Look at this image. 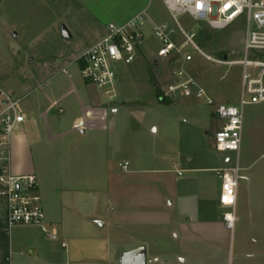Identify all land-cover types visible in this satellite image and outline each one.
I'll list each match as a JSON object with an SVG mask.
<instances>
[{
  "label": "crops",
  "instance_id": "0c3cea01",
  "mask_svg": "<svg viewBox=\"0 0 264 264\" xmlns=\"http://www.w3.org/2000/svg\"><path fill=\"white\" fill-rule=\"evenodd\" d=\"M145 2L122 15L117 11L97 38L109 23L149 12ZM149 16L170 22L169 14L168 19ZM157 51L155 65L162 60ZM58 65L45 63L22 80L4 76L16 81L7 90L21 99L12 172L36 176L46 221L58 233L51 240L38 227H14L7 242L9 264H120L135 251L146 254L147 264H264V183L243 169L245 183L238 186L235 223L229 228L216 170L230 166L231 157L194 132L202 120L153 124L150 130L159 136L146 139L142 118L136 119L137 128H123L115 119L108 124L109 108L117 114L130 103L104 99L101 88L83 78L81 66ZM60 74L64 79L58 81ZM122 83L118 70L117 97ZM66 156L74 159L72 166L60 161Z\"/></svg>",
  "mask_w": 264,
  "mask_h": 264
},
{
  "label": "rangeland",
  "instance_id": "374dc122",
  "mask_svg": "<svg viewBox=\"0 0 264 264\" xmlns=\"http://www.w3.org/2000/svg\"><path fill=\"white\" fill-rule=\"evenodd\" d=\"M145 1L149 6L150 15L158 19H168L161 0ZM138 2L139 0H0V85L7 89L16 81L11 78L7 80L4 76L14 75L18 80H22L28 72L38 73L45 63L52 65L59 62L61 64L57 66L59 69L63 65L71 66V69L79 68L80 64L75 63V60L98 39L100 30L110 17L116 16L117 11L133 10ZM180 22L198 33L197 44L214 58L223 59L224 54H227L228 60L243 57L242 38L245 28L241 20L222 31H210L206 27L198 26L200 23L196 24L187 16H181ZM62 25L67 27L71 38L63 37ZM152 28L151 25L144 28L145 37L140 46V56L131 64L119 67V74L123 80L122 93L112 102L117 103L124 99L131 105L117 114L109 108L108 124L115 119L123 128L127 125L137 128L136 119L142 118L144 124L141 133L146 139L151 140L159 136L150 130L153 124L161 125L172 119H199L203 121L202 126L193 130L205 135L212 148L214 134L221 126V120L213 117L211 113L213 109L202 101L196 99L175 101L164 97L162 90L171 80L170 66L168 62L162 60H159L157 65L151 62L160 47ZM13 32H16L15 36L12 35ZM205 37L209 38L208 42H205ZM223 50L225 53L221 52ZM190 52L193 54V61L189 65V70L198 81L216 100L238 105L241 66L214 63L193 50ZM55 79L60 81L64 78L60 74ZM105 90L98 89L102 97L109 100ZM160 102L176 104L164 107L159 106ZM187 108L192 110V114H188ZM133 111L143 113L139 117L131 114ZM252 120L256 122L247 131L248 122ZM224 155L235 160V153L228 152ZM73 160L67 156L60 159L63 165L71 166ZM240 167V186L245 183L243 169L246 167L256 174L255 181L264 183V104L247 105L244 108ZM4 224L5 205L0 198V231L4 230L2 229ZM14 231L13 228L11 233L8 231L1 235L0 264H9L7 242L10 234L14 235ZM2 247L6 253L4 261ZM20 259L23 257L20 256Z\"/></svg>",
  "mask_w": 264,
  "mask_h": 264
},
{
  "label": "built area",
  "instance_id": "2783aa9c",
  "mask_svg": "<svg viewBox=\"0 0 264 264\" xmlns=\"http://www.w3.org/2000/svg\"><path fill=\"white\" fill-rule=\"evenodd\" d=\"M170 22L157 23L147 9L124 22H111L105 34L84 51L75 63L80 64L84 79L106 89L110 100L117 97L118 70L135 61L144 40V28L153 26L160 43L157 57L168 62L170 82L163 88L164 97L171 100L193 98L211 107L221 120L214 134V146L219 153H235L228 167L216 170L221 180L219 202L229 210L223 219L229 228L235 223L234 209L240 179V151L244 127V108L264 104V0H161ZM190 17L198 26L210 31H222L238 20L244 24L243 57L238 60L217 59L197 44L198 33L180 22ZM209 38L205 37V42ZM193 50L208 61L241 66V91L238 105L217 102L189 70ZM222 53L224 52L221 51ZM225 53V52H224ZM234 53V52H233ZM65 70V69H63ZM20 97L0 85V198L5 205L8 231L23 226L38 227L47 238L56 240L58 233L46 221L41 197L37 193L36 176L15 175L12 172V139L22 119ZM128 163H125V166Z\"/></svg>",
  "mask_w": 264,
  "mask_h": 264
},
{
  "label": "water",
  "instance_id": "95a60500",
  "mask_svg": "<svg viewBox=\"0 0 264 264\" xmlns=\"http://www.w3.org/2000/svg\"><path fill=\"white\" fill-rule=\"evenodd\" d=\"M61 33L63 37L71 38V33L65 25H62ZM12 35L15 36L16 32H13ZM223 58L225 59L226 56L223 55ZM120 264H147L146 254L143 251H135L133 253H128L124 255V257L121 259Z\"/></svg>",
  "mask_w": 264,
  "mask_h": 264
},
{
  "label": "trees",
  "instance_id": "16d2710c",
  "mask_svg": "<svg viewBox=\"0 0 264 264\" xmlns=\"http://www.w3.org/2000/svg\"><path fill=\"white\" fill-rule=\"evenodd\" d=\"M3 226V225H2ZM2 229H4V230H2V231H0V238H1V235H2V233H4V232H8V229H7V227H6V223L4 224V228H2ZM2 250V252H3V261H4V259H6V253H5V251L3 250V249H1ZM7 258H8V256H7Z\"/></svg>",
  "mask_w": 264,
  "mask_h": 264
}]
</instances>
